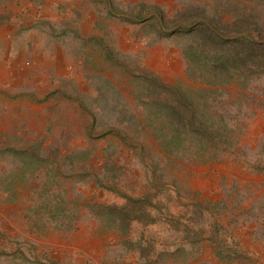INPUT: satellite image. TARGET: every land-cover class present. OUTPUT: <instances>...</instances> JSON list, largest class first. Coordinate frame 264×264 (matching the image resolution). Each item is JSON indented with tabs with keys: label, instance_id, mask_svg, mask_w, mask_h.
Here are the masks:
<instances>
[{
	"label": "rangeland",
	"instance_id": "374dc122",
	"mask_svg": "<svg viewBox=\"0 0 264 264\" xmlns=\"http://www.w3.org/2000/svg\"><path fill=\"white\" fill-rule=\"evenodd\" d=\"M0 264H264V0H0Z\"/></svg>",
	"mask_w": 264,
	"mask_h": 264
},
{
	"label": "trees",
	"instance_id": "16d2710c",
	"mask_svg": "<svg viewBox=\"0 0 264 264\" xmlns=\"http://www.w3.org/2000/svg\"><path fill=\"white\" fill-rule=\"evenodd\" d=\"M243 45H245V48H247V47H248V44H246V43H243Z\"/></svg>",
	"mask_w": 264,
	"mask_h": 264
}]
</instances>
